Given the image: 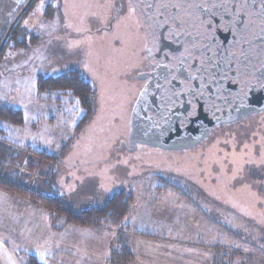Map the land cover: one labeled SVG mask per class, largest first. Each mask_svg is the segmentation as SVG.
Segmentation results:
<instances>
[{
    "label": "rangeland",
    "instance_id": "374dc122",
    "mask_svg": "<svg viewBox=\"0 0 264 264\" xmlns=\"http://www.w3.org/2000/svg\"><path fill=\"white\" fill-rule=\"evenodd\" d=\"M49 2L55 11L44 17ZM130 7L129 0H0V35L19 28L8 48L2 51L6 36L0 44V101L23 114L22 126L1 123L7 139L58 158L55 190L75 210L103 203L120 190L136 196L125 221L133 235L124 231L116 242L119 229L103 227L113 231L107 233L115 241L110 247L103 235L99 242V233L70 223L60 229L62 221L53 220L52 227L45 220L44 226L47 211L39 203L20 201L18 211L0 198V207L11 209L3 232L15 252L26 254L24 260L32 253L42 264H109L117 243L130 245L133 260L127 264L222 263L225 254H233L232 264H264V184L245 169L264 162L258 130L264 114L214 128L180 151L120 149L142 86L137 73L145 65L149 37ZM21 41L25 45L18 47ZM72 70L94 89L84 122L71 97L47 101L36 88L38 76ZM25 161L23 153L20 163ZM35 175L27 180L30 189L37 187Z\"/></svg>",
    "mask_w": 264,
    "mask_h": 264
},
{
    "label": "flooded vegetation",
    "instance_id": "af4514ba",
    "mask_svg": "<svg viewBox=\"0 0 264 264\" xmlns=\"http://www.w3.org/2000/svg\"><path fill=\"white\" fill-rule=\"evenodd\" d=\"M129 2L132 11L145 24L149 34L147 44L150 43L151 48L146 46L145 65L137 73V80L142 86L130 111L126 140L119 142L120 149L124 147L129 152H135L140 145L177 151L180 147L192 144L200 134L208 133V137L214 128L229 125L245 116L250 99L264 86V0ZM212 3L219 4L214 7V13L225 18L222 30H214L244 35L238 41L230 36L228 42H218L209 36L208 48L235 51L232 58L222 57L226 59V68L221 75L216 76L217 83L201 79L195 64L187 65L184 63L186 61H180L176 56L166 57L182 50L180 40L184 38L185 26L178 18L197 15L202 4L206 13H211ZM232 8L236 12L234 17ZM170 18L176 20L173 22ZM211 18H205L206 28L200 31L207 29L204 33H209ZM165 47L167 49L163 51ZM245 49L249 51L245 53ZM230 60H233L231 64L228 63ZM183 65H187L188 69ZM234 81L235 85L232 84ZM161 138H167L174 144L161 145L158 143ZM149 144H158L162 148Z\"/></svg>",
    "mask_w": 264,
    "mask_h": 264
},
{
    "label": "trees",
    "instance_id": "16d2710c",
    "mask_svg": "<svg viewBox=\"0 0 264 264\" xmlns=\"http://www.w3.org/2000/svg\"><path fill=\"white\" fill-rule=\"evenodd\" d=\"M34 1V0H33ZM202 3L204 0H200ZM219 4H213L211 6V13H206L204 9V4L202 8L198 11V14L192 16V14L185 16L184 18H178L179 21L184 24V38L180 40L182 44V50L166 56L167 58L176 56L180 61H186L187 65L195 64L196 69L199 70V77L201 79H207L209 82L217 83V75H221L226 68V59L222 58L223 56L227 58H232L235 51L224 50L219 51L217 47L208 48L209 36H212L214 40L218 42H228V38L232 36L235 41L240 40L244 35H241L238 32L224 33L219 30L224 27L222 23L225 19L224 16H220L215 12V6ZM190 5H185L189 7ZM233 11V17L235 16V9ZM54 6L49 2L44 7V17H52L54 14ZM230 13V10L228 11ZM232 13V12H231ZM206 15V16H205ZM190 16V17H189ZM211 16H213L211 18ZM206 17L211 18V30H208L209 33H204L207 31H200L205 27ZM174 22L175 18H170ZM169 20V18H168ZM217 23V25H215ZM191 25V27H190ZM12 30L6 35V30L2 32L1 40L6 36V42L2 51L9 47L11 40L15 39L17 35V30L19 29L16 26L11 28ZM222 30V29H221ZM156 33V32H155ZM25 36V35H24ZM223 39V40H222ZM213 40V42H214ZM234 41V42H235ZM25 42L21 41L17 43V46H24ZM15 46V47H17ZM14 47V48H15ZM148 48H151L150 43H148ZM153 48H156L153 46ZM161 48V47H160ZM167 47L163 49L165 51ZM249 49H245L247 53ZM1 53V51H0ZM168 55V53H166ZM230 60L228 63L231 64ZM187 65L186 68L188 67ZM188 69V68H187ZM193 68H191L192 70ZM197 73V74H198ZM235 85V81L232 83ZM36 88L39 95H44L45 100L56 99V95H67L71 97L77 103L78 107L83 112V118L81 122H84L89 118L93 109L94 103V89L92 85L84 78L82 73L78 70L67 71L61 73L54 77H42L38 76L36 79ZM58 99V96H57ZM57 101V100H56ZM58 102V101H57ZM264 114V112L253 114L252 116H243L238 120H234L230 124L249 119L251 117ZM6 122L15 126L23 125V114L19 109H16L12 106L5 105L0 101V188L13 194H18L21 196H26L30 199L31 202L39 203L44 206L45 210L49 213L51 226L54 227L55 224L53 220H62L63 227L66 224L73 223L83 226H93L103 228L117 227L119 229L118 235L114 236L116 242L121 240L126 232H130L131 228L129 224L123 221V218L131 210V206L135 201V194L129 190H120L110 197H107L103 203L94 204L87 208L81 210H75L71 203L67 202L58 192L55 190L56 186V171L53 166L58 162L56 156L48 154L46 151L33 150V148L23 149L9 142L6 138L5 131L1 128V123ZM257 129V128H256ZM261 137H264V128L258 126ZM256 131V130H255ZM264 143V142H263ZM260 148H264V144L259 145ZM27 156L26 161L20 163L22 154ZM34 159H32L31 157ZM264 156V155H263ZM38 161V162H36ZM40 163H47L51 165V168L47 171H41L42 175L36 174L35 171ZM248 177L254 180L257 183L264 184V162L261 163L260 168L256 167H245ZM22 170V171H20ZM40 171V170H39ZM35 175L36 186L33 189H30L28 185V179ZM42 176V177H41ZM39 180H42V183H39ZM42 192V193H41ZM61 226H59L60 228ZM106 228V227H105ZM133 235V234H132ZM122 237V238H121ZM125 239V238H124ZM115 242V241H114ZM130 245H115V248H119L118 251L113 250L110 255L109 264H127L133 260V256L128 247ZM114 248V249H115ZM224 253V252H222ZM225 254V253H224ZM232 255L225 254L222 263L219 260H212L211 264H232L235 259ZM226 259V260H225ZM25 264H42L35 256L27 255ZM240 264H248L243 261Z\"/></svg>",
    "mask_w": 264,
    "mask_h": 264
},
{
    "label": "crops",
    "instance_id": "0c3cea01",
    "mask_svg": "<svg viewBox=\"0 0 264 264\" xmlns=\"http://www.w3.org/2000/svg\"><path fill=\"white\" fill-rule=\"evenodd\" d=\"M5 133H6V138H7V132L5 131ZM13 144H16L17 146H19L20 148H23V149L31 148V146H29V144H22V143H13ZM35 150H40V149H35ZM41 151H45V150H41ZM25 157L27 158V156H25ZM29 157H31V156H29ZM31 158L34 159L33 157H31ZM36 162H38V161H36ZM37 169H40L41 171H47V170L50 169V166L47 163H43V164L40 163L39 166L37 167ZM0 198L4 202L6 201L8 203H10V202L14 203L16 205L15 208L18 209V211H20V208L18 206V203H20V201H22V203L24 205H27V203H32L31 201L25 200V198H23V197H20V196L15 195V194H11V193H9V192L1 189V188H0ZM130 213H131V210L123 218L124 222L126 221V217L128 215H131ZM10 217H11V209H6V207H5V209H2L0 207V227L2 228L1 229L2 232H0V264H25L26 260H24V258H25L24 255H26V254L22 253L20 255V253L15 252L14 249L11 247V239H10L11 236L6 234L5 232H3L5 226L7 225V223H5L4 221L11 219ZM45 220H46L47 224L49 223L51 225L50 216H49L48 212L45 214L44 220H42L44 222V226L46 224ZM58 221H62V220L59 219V220H57V222ZM125 223L129 224V222H125ZM8 224L13 226L14 222H10L9 221ZM129 226L131 228V230H130L131 232H129L127 234L128 235H132V233H133L132 231H134L135 229H133V227L130 224H129ZM69 227L70 228L75 227V229H77V230L78 229H80V230L87 229L89 231L90 230L91 231H95V232L99 233V242H100V239L102 238V237H100V234L103 235L102 243H107L108 247L112 246V244L114 243V238H110L109 236H107L108 235L107 233H113V231H111V229H103V228H100V227H93V226L92 227L83 226V225H78V224H73V223H70ZM61 228L63 229V225L62 224H61L60 229ZM46 229L47 228L45 227V230ZM113 248H115V246ZM55 250H57V249H55ZM57 252H61L59 250V248H58ZM31 254H27V255H31ZM32 256H35V255L32 254ZM148 264H150V263H148ZM151 264H158V263L153 262Z\"/></svg>",
    "mask_w": 264,
    "mask_h": 264
},
{
    "label": "water",
    "instance_id": "95a60500",
    "mask_svg": "<svg viewBox=\"0 0 264 264\" xmlns=\"http://www.w3.org/2000/svg\"><path fill=\"white\" fill-rule=\"evenodd\" d=\"M247 107H248V110L244 114L245 116H249V115H252V114H255V113H259L261 111H264V86L259 90V92L257 93V95L253 96L250 99ZM207 135H208V133L200 134V136H198L196 138V140L192 144L183 146V148L180 147L178 150L187 149V148L193 147L194 145L198 144L200 141H202L203 139H205L207 137ZM160 140L161 141L158 142V143H160L161 145L174 144V143L170 142V140H168L167 138H161ZM175 144H177V143L175 142ZM149 145L150 146H153V147L162 148L158 144L157 145L156 144H149ZM168 149L172 150V148H168Z\"/></svg>",
    "mask_w": 264,
    "mask_h": 264
}]
</instances>
